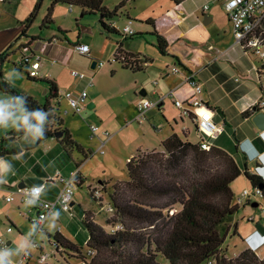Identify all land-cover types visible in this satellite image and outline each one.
Listing matches in <instances>:
<instances>
[{"label": "rangeland", "instance_id": "1", "mask_svg": "<svg viewBox=\"0 0 264 264\" xmlns=\"http://www.w3.org/2000/svg\"><path fill=\"white\" fill-rule=\"evenodd\" d=\"M38 2L39 0H14L12 3H0L1 23H6L9 27L15 29V26H20L16 20H20V23L24 22ZM123 2L124 6L121 8L120 14L114 18L113 23H115L117 29L122 30L128 22L126 16L128 14L134 21L132 27L135 31L139 33L146 31V34L123 43L126 51L139 57L140 63L144 66V71L134 73L132 70H123L122 65L118 62L108 63L112 55L117 52L122 37L104 32L99 24V15L88 14L81 17V10L76 7L70 8L65 4L56 5L53 12L54 25L49 28H41L51 4L50 0H44L35 22L28 31L29 37L40 36L45 38L53 33L55 34L58 28L68 31L66 38L58 36L60 41L71 49L76 46L78 39L88 42L92 59L104 62L105 66L100 70H92L91 61L75 52V48L63 62L51 63L50 57L44 51H40L39 43L33 47L35 51L37 50L38 55L43 58L40 77L56 80L59 85V98L53 101L56 116L64 121L65 127L71 132L76 143L82 146L86 153L91 152L92 155L88 157L87 161H84L83 155L78 154L76 149L72 150L74 158L83 163L82 170L87 179L85 185L82 187L76 185L74 188L76 205L74 202L72 212L65 213L58 210L56 212L57 219L50 218L48 220V223L44 226L45 232L43 234H38L37 226L29 224L18 217L14 219L16 229L13 233L7 234L6 238L9 239L10 237L22 252L27 251L32 255L27 264H39V258L42 256H47L48 264H69L68 261L55 252L52 238L56 232H61L64 236L75 239V242L84 243L87 231L82 225L81 219L85 212L91 213L98 224L103 226L106 231L112 232V226L107 222L114 215L113 210L111 211L110 194L113 184L128 180L126 166L127 158L131 155L136 156L139 150H161L162 141L169 137L168 135L172 133L173 128H178L182 138L187 136L190 142L196 143L198 141L195 125L189 119L183 123L179 110L175 108L173 99L169 97V93L177 84L179 77L171 74L167 78L163 76L165 72L172 73L170 70L175 66V60L172 59L171 55H161L156 48L157 39L152 36V33H155L153 28L147 27L146 21L142 20L148 14L151 16H153V13L155 16L159 13L165 14L169 9L170 1L105 0L104 5L107 9L113 11ZM262 29L264 33V26ZM20 34L21 32L18 33V36ZM20 58V54L15 58L17 63H19ZM199 60L196 61V58H194L193 62L198 63ZM252 60L256 67L258 66L259 80L262 83L264 76L261 72L264 68L259 67L260 60L258 58L253 57ZM6 70L9 76L13 74L17 76L18 79L12 81V84L23 94L30 95L39 104L46 103L49 95L47 85L29 82L25 72L13 71L7 66ZM72 71L92 76L93 84H89V78L91 77L80 81L71 74ZM183 71L185 72V70ZM79 85L84 86L83 90L89 93L87 107L81 114H77L71 109L65 97L67 92ZM142 91L146 92L145 97L142 96ZM263 97L264 94L260 97V100L255 102L254 107L259 108L262 105ZM144 98L154 104L161 101H165V104L161 107L154 106L140 119L136 108L141 99ZM18 100H20L18 114L15 113L13 116H23L21 99H14L12 96L0 93V104L7 102L9 106H13V110ZM91 103L94 104L92 109L88 107ZM260 112L264 113V108ZM174 119L177 120V124ZM18 121H22L21 118ZM93 127L99 128V131L95 134L92 131ZM184 127L190 129V134L185 133ZM105 132H108L110 137H106ZM37 135L40 136V133H37ZM45 144L51 146L53 141H48ZM219 145L223 146L225 144L220 141ZM64 156L66 157V155ZM66 160L74 168V164L68 158ZM57 165H59V162H57ZM88 186L100 192L102 204L94 199L95 194L93 191L94 198L91 196ZM232 189L234 204H239L240 209L234 216L233 221L229 223L231 230L222 247V253L229 258H235L244 250L252 249L263 259L264 211L259 204L264 205V198L252 199L249 201L250 204L247 205L243 193L246 189L251 193H254V190L244 175L232 184ZM239 199H242L243 203H239ZM254 203L258 205L254 207ZM176 209L179 210V207ZM26 210L24 207V211ZM235 225H237V233ZM20 231L21 235L19 234ZM31 241H35L37 245L42 246L43 252L34 248ZM9 255L11 256V254ZM158 261L161 264H170L163 256H159ZM70 263L75 264L73 261H70ZM204 264H209V262Z\"/></svg>", "mask_w": 264, "mask_h": 264}, {"label": "trees", "instance_id": "2", "mask_svg": "<svg viewBox=\"0 0 264 264\" xmlns=\"http://www.w3.org/2000/svg\"><path fill=\"white\" fill-rule=\"evenodd\" d=\"M1 1L10 3L12 0ZM43 1L39 0L29 17L21 23L23 30L18 40L0 55V92L11 95L14 99L20 98L24 114L21 124L9 136L19 137L41 131L39 142L57 138L66 152L69 148H75L86 160L92 155L91 152L86 153L72 139L63 120L56 116V109L51 108L48 103L49 100L59 98L55 80L30 75L31 64L37 57L32 45L41 38L29 37L28 31L35 22ZM169 1L174 6H180L186 0ZM50 2L41 28L54 25L53 12L58 4L80 9L81 17L88 14L99 15V24L104 32L122 37L114 54L115 62L120 63L123 70H132L134 73L144 71L139 57L126 51L123 46L125 41L142 35L133 29L134 21L127 14L128 22L122 30L117 29L113 23L124 2L113 11L105 7V0ZM147 23L149 24V21ZM127 26L132 27L133 35L123 32ZM263 26L264 22L255 35L264 46ZM67 33L68 31L61 28L56 31V35L64 37H67ZM152 36L157 39L156 48L161 55H170L167 53L170 49L162 37L158 33H152ZM23 37L29 38V42L26 45H18ZM17 50L24 56V61L17 64L19 71L25 72L29 82L48 86L49 97L46 103L39 104L6 79L4 66L10 53L14 54ZM171 57L176 60L177 67L180 65L186 69L177 57ZM249 57L258 58L251 54ZM259 60L264 68V58ZM206 111L212 114L213 109L207 105ZM252 113L253 111L248 110L242 114V118H251ZM14 114L15 110L12 109L9 118ZM195 129L197 133L200 132L197 124ZM61 133L62 135L57 137ZM202 142L195 144L190 142L187 136L182 138L173 133L162 141L161 150H139L137 155L127 162L128 180L113 184L110 194L114 215L107 222L112 227L120 224L123 229L110 233L95 221L91 213L85 212L81 219L87 231L84 243L75 242L61 232H56L52 238L55 252L69 264L70 261L75 264H161L158 261L159 256H163L170 264H204L211 261H214V264H264V258H260L252 249L244 250L235 258H229L222 253V247L231 230L229 223L240 209L239 204H234L232 184L244 175L253 190L261 189L264 198V176L251 173L249 168L251 164L260 165L264 155L263 159L251 161L242 151L243 142H240L237 149L244 154L245 161L242 162L220 147L212 146L210 150H204ZM3 153L4 150L0 148V158ZM67 154L69 155V151ZM77 182L79 187L86 184L80 172ZM88 189L94 198L92 187L88 186ZM96 201L100 204L103 202L101 199ZM249 204L247 202V205ZM35 225L38 232L43 234V228L39 230V226ZM235 228L237 233V225ZM47 260V256H42L39 258V264H48Z\"/></svg>", "mask_w": 264, "mask_h": 264}, {"label": "crops", "instance_id": "3", "mask_svg": "<svg viewBox=\"0 0 264 264\" xmlns=\"http://www.w3.org/2000/svg\"><path fill=\"white\" fill-rule=\"evenodd\" d=\"M225 1L226 0H186L180 6H174L169 2V9L165 14L159 13L157 16H155L154 13L153 16L148 14L142 20L146 21L147 27H152L154 32L162 37L170 49L167 53L177 57L181 63L186 66L185 69L179 65L178 68L181 70V73L179 74L165 72L163 75L165 78L169 77L170 74L179 77L177 84L170 91L174 94V97L169 96L173 99V103L175 100L191 102V100L195 98L194 88L188 82L189 77L193 76L203 85V94L198 97L205 102L203 107L192 108L190 113L187 114V116H184L181 110L174 105L175 108L179 110V115L183 123L189 119L192 124L195 125V119L207 110L208 105L213 109L212 115L215 123L225 126V132L219 135L216 139H212L210 134L204 131L197 133L195 129L198 138V141L195 144L205 141L208 142L211 147L216 146L224 149L227 148L226 151L235 155L243 162L245 161L244 154L241 151H238L237 148L239 147L240 142H244L247 139L253 141L254 145L264 155V130H259L253 122V113L251 118H242L244 112L248 110L253 111L252 108L254 107L255 102L260 100V97L262 96V90L258 74V66L256 67L252 58L245 55L242 49L236 45L233 26L224 7ZM0 3L5 2L1 1ZM148 21L149 24L147 23ZM16 22L19 23L20 26H15V29H13L6 23L3 24L0 21V55L8 50L9 46L15 43L20 37L18 36V33L22 32L23 26L21 25L20 20H16ZM150 22H154V24H151ZM141 34H146V31ZM55 36L59 35L53 33L46 38L31 36L41 38V40L33 43L32 49L35 44L39 43L40 51H44L45 54L50 57V60H52L51 63L63 62L67 55L75 48V46L72 49L69 48L60 41L59 38L61 36ZM54 37L56 39H54ZM28 42L29 38L23 37L18 45H26ZM76 45L89 46L88 42L80 41V39H78ZM33 51L38 56L37 50L35 51L33 49ZM19 54V50L14 54L10 53L8 61L4 66L5 77L10 83L18 78L14 74L9 76L6 66L13 71L20 70L17 64H19L20 61H24V56L20 54L21 58L19 63H17L15 58L17 55L19 56ZM82 57L89 59L92 64L93 62H100L93 60L91 54L90 57ZM194 58H196V61L197 59H200L199 62L194 63ZM42 60L41 67L38 71L39 76L42 68ZM175 64H177L176 60L174 65ZM92 70H96V68ZM183 70H185L186 73ZM57 86L59 89L58 84ZM83 88L84 86L81 85L75 86L71 92L82 91ZM142 93L145 94L146 92L142 91ZM145 96L146 95H144V97ZM47 97H49V95ZM53 101L54 100H49L48 102L51 108H54ZM19 102L20 100L15 103L16 107H14L15 113L17 114ZM164 104L165 101H161L158 106L161 107L164 106ZM12 109L13 106H9L7 102H5V104H0V148L4 150L3 156L0 158V236L3 234L5 237H1H3L8 244L6 252L8 260L3 264H14L25 253L16 247L10 237L9 239L6 238L7 234L13 233L14 229H16L14 219L18 217L29 224L35 225L32 223V219L36 218L38 215V211L34 206L25 204L22 201V194L25 189L32 186L45 185L42 198L48 201H54L63 190V183L59 177L69 179L72 173L78 171V173L80 172V175L87 181L82 170L83 163L74 158L72 150L75 148H69L68 155V151L66 152L64 150V146L58 142L57 138H51L39 142L40 136H36V134H41V131L19 137L9 136V134L15 131V129L21 124L22 121L18 120L20 118L23 120L24 117L11 116L9 118ZM16 119H18L16 121L17 123L15 122ZM174 120L177 124V120ZM184 131L185 133L190 134V129L188 127H184ZM173 133L180 136L178 128H173L170 135ZM70 135L74 140L71 132ZM48 141H53V145L48 146L45 144ZM220 141L225 145H219ZM147 150L151 151L150 149ZM77 153L80 154L79 151H77ZM64 155H66V157L74 164V168L70 163L66 162L67 158ZM133 156L134 155H131V157L127 158V162ZM87 160L88 159L84 161ZM57 162H59V165H57ZM77 165L80 167L78 168ZM249 168L251 173H260L264 176V159L260 165L256 166L255 164H251ZM256 169H258L257 172L255 171ZM8 197H12L13 200L10 202L7 201ZM5 203L9 204L6 205ZM24 207L27 209L26 211H24ZM78 207H80V205H78ZM48 220L43 224V231ZM9 228L12 229L11 232H8ZM19 234L21 235V231ZM38 234L42 233L38 232ZM73 241H75V239ZM31 245L37 250H40V252H43V247L37 245L35 241H31ZM8 253L11 254V256ZM30 258H32V255H30L28 260H30ZM27 263L28 261L26 264Z\"/></svg>", "mask_w": 264, "mask_h": 264}, {"label": "built area", "instance_id": "4", "mask_svg": "<svg viewBox=\"0 0 264 264\" xmlns=\"http://www.w3.org/2000/svg\"><path fill=\"white\" fill-rule=\"evenodd\" d=\"M225 9L228 12L230 21L233 26L236 45H238L242 49L245 55L249 56V54H251L257 56L259 59H263L264 46L261 45L260 40L256 37L255 34L264 22V0H226ZM123 32L128 35L134 34V30H132L131 26L125 27ZM75 51L78 54L86 57H90L91 54V49L88 45L75 46ZM41 60L42 57L38 55L35 61L31 64L30 75L32 77H37L39 75L38 71L41 67ZM113 61H115L114 55L109 59L108 63H111ZM104 66V62H99L96 65V69H102ZM260 66L261 64L259 65V67ZM171 72L173 74H179L180 68L174 66L172 67ZM261 74L264 76V69L262 70ZM72 75L80 81L91 77L78 71H72ZM92 80V77L89 78L90 85L93 84ZM188 82L194 88L195 98L192 99L191 102H182L179 100L174 101L175 106L181 110L184 116H187V114L190 113L192 108H199L205 105V102L198 98L200 95L203 94V85L199 83L197 79L193 76L188 78ZM260 84L263 95L264 78L263 82ZM169 96L174 97L173 92H170ZM65 97L71 109L77 114H80L87 107L88 93L86 90L78 92L70 91L65 94ZM159 104L160 103L154 104L147 99H142V101H140L137 105L139 118L141 119L143 116H145L146 112L150 108L158 106ZM262 108H264V100L259 109L262 110ZM195 124L198 125L200 131H204L210 134L212 139H216L219 135L225 132V126L216 124L213 119V115L211 113H208L207 111L203 112L197 119H195ZM92 131L95 134L99 131V128L93 127ZM104 135L106 137H110V134L108 132H105ZM202 148L204 150H210L211 146L208 142L203 141ZM78 177V171L72 173L69 179L59 177L63 183V190L61 191L57 199L54 201H48L42 198V193L45 189V185L32 186L23 191L22 201L25 204L34 206L38 211V215L36 218L32 219V223L37 224L39 226V230L42 229L45 221L50 218L56 217V211L61 210L66 213L72 212V205L74 203V188L78 184ZM92 191L95 194V199L100 200V192L98 190H93V188ZM243 194L246 198V203L251 201L252 199H258L263 196L261 189L254 190V193H251L249 190L246 189ZM12 200V197L7 198V201L9 202ZM239 203H243L242 199H239ZM259 206H261L262 210L264 211V205L259 204ZM122 229L123 227L118 224L111 228V233H115L116 231ZM11 231L12 229L9 228L8 232ZM7 249V241L0 236V264H3L8 260L6 256ZM29 257L30 253L25 252L14 264H25L28 261ZM209 264H213V262L211 261L209 262Z\"/></svg>", "mask_w": 264, "mask_h": 264}, {"label": "water", "instance_id": "5", "mask_svg": "<svg viewBox=\"0 0 264 264\" xmlns=\"http://www.w3.org/2000/svg\"><path fill=\"white\" fill-rule=\"evenodd\" d=\"M96 65L97 63L93 62L92 69H95ZM144 95H146V93L145 94L142 93V96ZM88 107L92 109L94 107V104L91 103L88 105ZM260 111L261 110L258 107L253 108V112L255 113L253 116V122L255 123V125L258 127L259 130L263 131L264 130V113ZM61 135L62 133L58 134L57 137H60ZM261 188H263V186ZM257 205H258L257 203L253 204L254 207H256Z\"/></svg>", "mask_w": 264, "mask_h": 264}, {"label": "clouds", "instance_id": "6", "mask_svg": "<svg viewBox=\"0 0 264 264\" xmlns=\"http://www.w3.org/2000/svg\"><path fill=\"white\" fill-rule=\"evenodd\" d=\"M242 151H244L253 162L263 157L262 152L254 145L253 141L248 139L242 143Z\"/></svg>", "mask_w": 264, "mask_h": 264}]
</instances>
